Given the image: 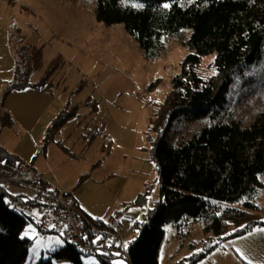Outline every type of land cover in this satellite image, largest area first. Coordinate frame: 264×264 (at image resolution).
Returning a JSON list of instances; mask_svg holds the SVG:
<instances>
[{
	"label": "trees",
	"instance_id": "16d2710c",
	"mask_svg": "<svg viewBox=\"0 0 264 264\" xmlns=\"http://www.w3.org/2000/svg\"><path fill=\"white\" fill-rule=\"evenodd\" d=\"M3 1L12 5L15 0ZM94 1L95 20L105 26L122 24L146 59L152 60L165 50L164 38L189 51L167 95L148 119L147 139L158 174L159 199L144 213L142 222L135 224L137 233L129 243L127 257L103 253L95 257L99 264H114V259L127 264H159L164 227H179L190 219L203 222V252L195 261L227 239L264 227V204L255 201L259 191L264 193V97L257 99L254 109L244 116L225 109L235 79L263 57L264 0ZM165 3L170 7L164 8ZM18 34L16 31L10 36L14 71L2 90L1 101L10 92L29 87L48 92L58 68L57 59L44 66L42 46L22 42ZM208 55L214 56L215 74L204 80L198 70ZM37 72L41 75L33 82ZM84 103L91 113L98 112L96 101ZM78 110V105H72L59 111L44 131V144L55 142L72 156L55 137L66 122L76 120ZM192 120L199 124L184 129L178 126ZM12 125L9 115L0 114V130ZM106 146L102 145L101 151L108 155L111 142ZM40 195L71 196L52 188L33 162L26 163L0 145V264L25 262L32 241L20 237L29 221L21 209L35 205ZM147 196V192L139 195L136 202L144 205ZM75 206L84 243L113 236L116 220L106 224L79 209L76 201ZM64 244L59 252L36 264H53L60 259L83 264L81 251Z\"/></svg>",
	"mask_w": 264,
	"mask_h": 264
},
{
	"label": "rangeland",
	"instance_id": "374dc122",
	"mask_svg": "<svg viewBox=\"0 0 264 264\" xmlns=\"http://www.w3.org/2000/svg\"><path fill=\"white\" fill-rule=\"evenodd\" d=\"M5 7L13 26L10 34L17 31L20 41L42 46L44 66L52 59L59 61L50 90L38 91L43 98L37 99L41 109L46 106L44 122L51 123L66 106H79L76 120L66 122L55 137L72 156L55 142L44 144L42 136L29 146L27 139L20 138L24 145L19 146L20 158L33 162L52 188L73 196L93 218L106 224L116 220L119 239L127 245L136 236L135 224L142 222L144 213L159 199V179L147 139L148 119L167 95L189 51L164 38L165 50L152 60L146 59L122 24L105 26L95 20L94 0H15L12 6L3 4L0 14ZM213 60V55L201 60L198 73L204 80L215 74ZM40 75L35 73L32 81ZM157 80L158 84L148 90ZM232 91L225 108L228 112L244 116L254 109L257 99L264 97V54L235 79ZM88 99L97 102V113L85 105ZM198 124L192 120L178 126L184 129ZM13 131L3 129V139L13 137ZM108 142L111 147L105 155L101 147L107 148ZM145 192L147 199L140 205L136 201ZM255 201L264 204V193L259 191ZM202 226L203 222L191 219L179 227L165 226L159 264H264V234L259 231L264 227L227 239L195 261L203 252ZM20 237L32 241L23 264H36L65 245L57 234L43 233L29 221ZM81 260L83 264H99L93 256L81 255ZM113 263L127 264L123 259ZM53 264L70 263L60 259Z\"/></svg>",
	"mask_w": 264,
	"mask_h": 264
},
{
	"label": "crops",
	"instance_id": "0c3cea01",
	"mask_svg": "<svg viewBox=\"0 0 264 264\" xmlns=\"http://www.w3.org/2000/svg\"><path fill=\"white\" fill-rule=\"evenodd\" d=\"M3 4L12 6L14 3L8 5L5 1L0 0V8ZM22 7L24 8V6ZM9 21V9L5 7L3 13L0 14V98L4 86L11 80L14 71V51L11 46L12 40H10L13 26ZM38 91L40 92L41 90L29 87L19 91H12L2 101L0 99V114L5 113L10 116L13 125L8 128H13V134L16 133L13 137L5 138L6 140H4V132L1 129L0 145L19 157V146H24L20 144V138L22 140L27 139L28 146L29 144H35L36 140L44 135L46 127L50 124V122L49 124L44 122L46 106L44 105L41 109L40 102L37 99L43 98ZM75 201L80 209L76 199ZM127 243L129 244L130 242Z\"/></svg>",
	"mask_w": 264,
	"mask_h": 264
},
{
	"label": "built area",
	"instance_id": "2783aa9c",
	"mask_svg": "<svg viewBox=\"0 0 264 264\" xmlns=\"http://www.w3.org/2000/svg\"><path fill=\"white\" fill-rule=\"evenodd\" d=\"M24 208V209H23ZM21 209L23 215L32 222L38 230L47 234H59L64 242L81 251L84 256H93L103 253H119L127 257L128 247L125 249L119 240L120 224H112L113 236L91 244L84 243L82 225L75 200L72 196L50 198L38 196L36 204ZM141 227L137 226V230Z\"/></svg>",
	"mask_w": 264,
	"mask_h": 264
},
{
	"label": "snow or ice",
	"instance_id": "6c2138e0",
	"mask_svg": "<svg viewBox=\"0 0 264 264\" xmlns=\"http://www.w3.org/2000/svg\"><path fill=\"white\" fill-rule=\"evenodd\" d=\"M127 2H128V0H122V3H127ZM133 6H139V7H142V5H135V4H134ZM163 7L167 9V8L170 7V4L165 3V4L163 5ZM259 231H260L261 234H264V229H260ZM56 243H57V244H60L61 242H60L59 240H57ZM123 247L126 249V248L128 247V245H124ZM115 255H119V253H115ZM243 258H244V257H243V254H241V259H243ZM248 264H251V261H249Z\"/></svg>",
	"mask_w": 264,
	"mask_h": 264
}]
</instances>
